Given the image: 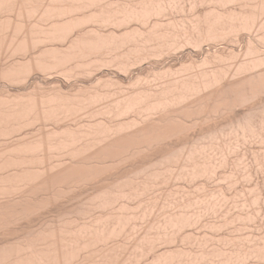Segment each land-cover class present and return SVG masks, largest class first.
Listing matches in <instances>:
<instances>
[{
	"label": "bare ground",
	"instance_id": "bare-ground-1",
	"mask_svg": "<svg viewBox=\"0 0 264 264\" xmlns=\"http://www.w3.org/2000/svg\"><path fill=\"white\" fill-rule=\"evenodd\" d=\"M253 143L264 0H0V264H264Z\"/></svg>",
	"mask_w": 264,
	"mask_h": 264
},
{
	"label": "rangeland",
	"instance_id": "rangeland-1",
	"mask_svg": "<svg viewBox=\"0 0 264 264\" xmlns=\"http://www.w3.org/2000/svg\"><path fill=\"white\" fill-rule=\"evenodd\" d=\"M223 44H224V43H222V45H221V44H220V45L218 44L219 46H218L217 44L214 45V46H213V45H211V46H210V45H206V46H204V47H208V48H207V49L204 48V50H205V51H209V49H211L210 47H212L211 51H213V50L215 51L216 49H213V48H218V47H220V48L217 49V50H221V49H223L224 47H225L224 49H226V46H227V45L225 46V44H224V45H223ZM209 46H210V47H209ZM215 46H216V47H215ZM217 46H218V47H217ZM237 46H238L237 49H239L241 45L237 44ZM217 50H216V51H217ZM178 55H179V56H178ZM180 55H181V54H180V52H179V53L177 54V57H179V58H182V57H183V59L186 58V56H185V58H184V56H182V55L180 56ZM166 59H167V60H166ZM186 59H187V58H186ZM163 62H164V63L167 62V64L170 63V62L173 63V62L171 61V59H170V58L168 59L167 57H166L165 59H163ZM249 144H251V143H249ZM255 144H257V143H255ZM253 145H254V143H253ZM248 146H249L248 144H247V146L245 145V147L242 146L243 150H244V148H246V147H248ZM254 146H255V145H254ZM254 146H253L252 148H249V147H251V146H249V147H248V150H249V149H253ZM257 146L260 147V146H262V145H259V144H258ZM257 146H255V148H256ZM259 147H257V148H259ZM242 148H241V146H240L239 151H240V155H242V158H243V157H245V156H243V154L246 155V154H250V153H249V151H247V148H246V150H244V151H246V153H242L243 150H240V149H242ZM259 149H262V151H264V146H263V148L261 147V148H259ZM253 150H254V149H253ZM255 150H256V149H255ZM246 156H247V158H248V157L250 158V155H246ZM247 158H244L243 160H245V159H247ZM249 158H248L247 160H249ZM247 160H246V161H247ZM250 160H251V158H250ZM250 160H249V161H250ZM246 161H245V162H246ZM247 162H248V161H247ZM248 163H249V162H248ZM259 175H260V174L258 173V176H257V175H254V176H253L254 178L256 177L257 179H256V178H255V179H254V178H251V181L254 179V181H252V183L249 181V182H247V183H245V184L248 185V183H249V184L251 183L250 186H252L253 184H257V182L260 183L259 180H261V182H262L264 174H261V175H262V178H261V175H260V179H259ZM257 180H258V181H257ZM213 181H215V182H214L215 185L218 183V182H216V180H213ZM210 182H211V181H210ZM255 182H256V183H255ZM211 183H212V184H211ZM211 183H210V184H211L210 186L214 187V186H215L214 183H213V182H211ZM213 185H214V186H213ZM241 186L245 187V186L243 185V183H242ZM246 187H249V186H246ZM213 217H214V216H213ZM213 217H211V219H212ZM260 217H262V216H260ZM208 219H209V216H208ZM259 219H260V218H259ZM259 219H257V222L254 221V223H253L254 225H256V227L253 226V225L251 224V226L249 227V230H250V228L253 229V228H258V227H259V226L257 227V223H259V222H258ZM261 219H262V218H261ZM255 223H256V224H255ZM196 228L198 229L199 227H196ZM192 229H193V228H192ZM192 229H191V230H192ZM197 229L194 228L193 231L196 232ZM252 229L250 230V232L252 231ZM200 231H201V229H200ZM254 231H256V233H259V229H258V231H257V229H254ZM254 231H252V232L254 233ZM197 232L199 233V229H198ZM252 232H251V233H252ZM160 249H161V248H160Z\"/></svg>",
	"mask_w": 264,
	"mask_h": 264
}]
</instances>
